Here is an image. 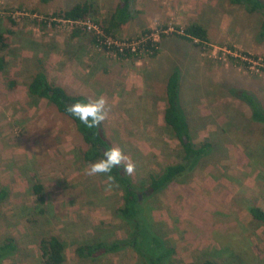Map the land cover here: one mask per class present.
<instances>
[{
	"label": "rangeland",
	"instance_id": "rangeland-1",
	"mask_svg": "<svg viewBox=\"0 0 264 264\" xmlns=\"http://www.w3.org/2000/svg\"><path fill=\"white\" fill-rule=\"evenodd\" d=\"M83 1L93 3V16L103 20L121 0H0V32L9 44L8 66L0 71V190H8L0 202V244L13 237L18 246L3 264H45L39 242L51 234L67 244L65 264H145L133 246L98 262L76 254L86 242L126 240L131 226L115 212L120 185L107 175L85 174L92 163L82 156L88 145L74 121L48 99L30 95L39 69L70 93L107 99L103 132L135 164L141 184L181 160L182 145L164 121L167 80L179 72L180 107L195 141L213 147L192 173L141 195L159 237L174 248L161 264H203L208 258L264 264V225L246 207L264 209V129L235 95L249 90L264 107V72L261 60L245 69L228 59L231 46L264 57L262 14L230 0H131L133 18L117 37L137 40L150 28L160 48L156 56L122 58L99 50L86 32L72 38L68 25L38 18ZM192 21L209 31L204 50L174 33ZM37 183L44 186V204L34 193Z\"/></svg>",
	"mask_w": 264,
	"mask_h": 264
},
{
	"label": "trees",
	"instance_id": "trees-1",
	"mask_svg": "<svg viewBox=\"0 0 264 264\" xmlns=\"http://www.w3.org/2000/svg\"><path fill=\"white\" fill-rule=\"evenodd\" d=\"M48 3L51 0H41ZM236 5H244L250 11H258L262 14V23L260 28V36L264 38V1L263 0H230ZM94 4L90 1L78 2L70 8L55 11L53 16L69 20H85L91 19L95 23L100 24L104 30L111 35L117 36L119 31L127 25L133 18V10L131 0H121L117 7L103 20L93 16ZM11 21L15 22L10 15ZM54 26L60 24L53 21ZM180 30V29H178ZM12 32V31H9ZM85 34L91 36L92 43L96 46V38L94 33L84 31L79 26L72 29V38L80 37ZM153 32L152 29L146 28L142 31L141 37H144ZM181 39L193 43L197 47L204 50L210 43L209 31L200 21H193L184 26L183 32H174ZM165 33H161V37H165ZM152 40L147 43L151 46ZM7 42V36L0 32V71H3L8 66V59L4 53ZM232 50L235 47H230ZM242 54L249 56L255 60L260 58L259 55H250L246 51H241ZM158 54V51L154 54ZM228 59L233 65L242 66L245 69L250 67V63L240 56L229 54ZM122 58L133 57L131 54L121 55ZM264 64V57H262ZM264 72V65L260 67ZM180 74L174 71L170 74L166 84V107L164 110V121L168 128L173 133L174 137L180 141L183 154L181 160L175 163H170L160 173L151 174L145 184L139 183L134 175H126L122 167L112 169L110 175L115 178V181L120 185L123 194L119 205L115 208L116 214L126 223L130 224L128 238L121 240H95L86 242L76 247L75 252L81 258H89L93 262L100 261L103 257L111 253H116L128 246H133L144 257L145 264H161L165 262L173 252L174 248L164 244L162 239L154 228V224L150 219L148 211L143 206L141 195L144 197L149 193L154 194L160 192L176 179L192 173L199 167L203 158H205L212 150L213 143L211 141H203L197 143L195 141L190 123L180 107ZM9 87L14 89L17 87V80L12 79L9 82ZM28 90L30 95L35 99L46 98L52 106L62 114L71 118L83 140L88 145L82 151L84 160L88 163H94L103 158V153L113 147L112 143L105 136L102 125L99 128L89 129L83 125L78 119L72 116L68 111V105L76 102L88 100V96L84 93H70L67 88L53 82L44 69L37 70L29 83ZM242 98L251 107V119L263 125L264 129V107L260 100L249 90H241L235 94ZM264 132V130H263ZM39 204L45 203L44 186L37 183L33 186ZM8 196V190L3 188L0 190V202ZM253 219L258 225H264V209L258 205L249 203L247 206ZM44 209H41L43 212ZM15 238L6 237L3 243L0 244V264L12 256L17 250ZM42 260L45 264H65L68 258L67 244L59 234H51L44 237L39 242ZM203 264H217L215 260L208 258Z\"/></svg>",
	"mask_w": 264,
	"mask_h": 264
},
{
	"label": "clouds",
	"instance_id": "clouds-1",
	"mask_svg": "<svg viewBox=\"0 0 264 264\" xmlns=\"http://www.w3.org/2000/svg\"><path fill=\"white\" fill-rule=\"evenodd\" d=\"M67 111L87 128H99L109 116L110 107L104 96L88 99L68 105ZM122 167L126 175L135 172V164L119 147H111L103 153V158L90 164L85 169L87 176L107 175V180L114 183L115 178L110 175L112 169ZM112 183L108 187H112Z\"/></svg>",
	"mask_w": 264,
	"mask_h": 264
},
{
	"label": "built area",
	"instance_id": "built-area-1",
	"mask_svg": "<svg viewBox=\"0 0 264 264\" xmlns=\"http://www.w3.org/2000/svg\"><path fill=\"white\" fill-rule=\"evenodd\" d=\"M38 18L49 24H53V21H56L60 24L68 25L72 29L76 26H79L84 31L94 33L96 38V47L99 50L105 52L106 54L113 55L115 57L116 56L121 57V55L127 56L128 54H131L132 56L140 57L146 54L154 55L157 51L159 52L160 40L158 37L156 38L153 35V32L137 40H133V39L124 40L118 38L117 36L108 34L100 24L95 23L91 19L67 21L65 19L55 17L53 15L50 16L41 15ZM183 28L178 30V32L182 33ZM150 39L152 40V44L151 46H148L147 43ZM229 50L232 51V53L229 54H234L235 56H240L244 60H247L250 63V67L252 65V62L258 63L257 61L259 60H261L259 68L264 65L261 57L258 60H254L253 58L242 54L241 51L239 52L238 49L236 48L234 50L232 49Z\"/></svg>",
	"mask_w": 264,
	"mask_h": 264
},
{
	"label": "crops",
	"instance_id": "crops-1",
	"mask_svg": "<svg viewBox=\"0 0 264 264\" xmlns=\"http://www.w3.org/2000/svg\"><path fill=\"white\" fill-rule=\"evenodd\" d=\"M149 2H157V3H159V0L157 1V0H151V1H149ZM193 22V21H192ZM163 44V43H162Z\"/></svg>",
	"mask_w": 264,
	"mask_h": 264
}]
</instances>
